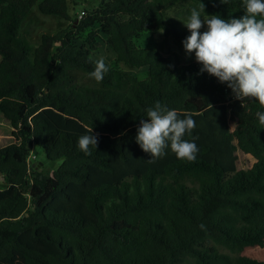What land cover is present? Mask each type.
<instances>
[{
    "label": "trees",
    "instance_id": "trees-1",
    "mask_svg": "<svg viewBox=\"0 0 264 264\" xmlns=\"http://www.w3.org/2000/svg\"><path fill=\"white\" fill-rule=\"evenodd\" d=\"M68 1L0 0V115L12 129L0 145V264H264L260 254L240 255L264 250V125L256 115L264 109L236 99L196 60L177 62L133 42L162 33L184 49L192 8L203 3L202 19L229 20L244 15L243 0H99L28 52L21 37L28 13L36 7L69 20ZM94 25L117 64L147 68L143 80L115 90L107 63L101 88L70 77L95 69ZM157 101L195 120L183 137L196 143L195 161L170 148L150 160L136 142ZM225 104L234 128L215 146L202 115ZM91 128L98 145L88 155L78 139ZM33 146L61 161L51 176L28 165ZM237 153L252 166L237 170Z\"/></svg>",
    "mask_w": 264,
    "mask_h": 264
},
{
    "label": "clouds",
    "instance_id": "clouds-1",
    "mask_svg": "<svg viewBox=\"0 0 264 264\" xmlns=\"http://www.w3.org/2000/svg\"><path fill=\"white\" fill-rule=\"evenodd\" d=\"M220 2L226 3V0ZM243 4L244 15L229 20L218 15L202 19L203 3L198 6L200 10L192 8L189 18L183 22L191 33L183 46L187 53H195L196 62L202 65L201 72L226 83L236 99L256 100L264 109V0H243ZM205 25L207 30L201 33ZM108 71L109 66L101 56L89 75L101 82ZM146 111L148 118L141 120L135 139L144 152L151 154L150 160L163 157L170 148L177 159L195 161L199 151L196 143L183 138L194 130L195 120L191 116L180 118L176 110H169L159 101ZM256 115L264 125V112ZM88 131L90 134L79 137L78 147L90 155V146L97 149L98 139L92 134V128Z\"/></svg>",
    "mask_w": 264,
    "mask_h": 264
},
{
    "label": "rangeland",
    "instance_id": "rangeland-1",
    "mask_svg": "<svg viewBox=\"0 0 264 264\" xmlns=\"http://www.w3.org/2000/svg\"><path fill=\"white\" fill-rule=\"evenodd\" d=\"M99 0H69L67 3L69 20H63L60 18L49 17L42 15L36 7L28 13L21 26V37L24 40L25 46L28 52H31L35 47L40 44V38L42 35H54L58 31L67 28L69 22L78 21L85 11L91 10L98 4ZM96 34V50L91 53V58L98 60L101 56L105 58V63L109 64L115 71L116 85L115 90L125 91L127 87L137 81L143 80L147 74V68L132 69L122 64L115 62L114 53L107 42V36L101 31L98 25H94L92 28ZM207 30L205 25L202 28L203 31ZM134 44L142 48L158 49L162 54L170 59L188 63L195 60V53H187L185 49L178 48L169 39L164 38L162 33L152 34L150 32L141 33L136 39ZM80 44V43H78ZM70 77L80 85H91L94 87H103L100 83L91 78L90 75L82 72L81 70H74L69 73ZM202 119L206 124L208 130L212 134L215 146L222 143V136L230 133L234 128V122H232L228 116L227 105L211 108L202 115ZM11 127L5 122L0 115V145H6L11 141ZM35 157L34 163L36 169H40L43 175H49L56 171L61 164V161L49 162L47 161L43 151L38 147L33 146L30 149ZM237 170L248 169L253 164V159L248 155L237 153ZM41 165V166H40ZM5 187L4 180L0 179V189ZM224 253L227 251L221 250ZM264 258V250L257 251L254 249L246 248L240 255L252 256L259 259L258 255ZM260 260V259H259Z\"/></svg>",
    "mask_w": 264,
    "mask_h": 264
},
{
    "label": "built area",
    "instance_id": "built-area-1",
    "mask_svg": "<svg viewBox=\"0 0 264 264\" xmlns=\"http://www.w3.org/2000/svg\"><path fill=\"white\" fill-rule=\"evenodd\" d=\"M35 161V157L33 156L32 152H30L28 159H27V163L30 166L32 163H34Z\"/></svg>",
    "mask_w": 264,
    "mask_h": 264
}]
</instances>
